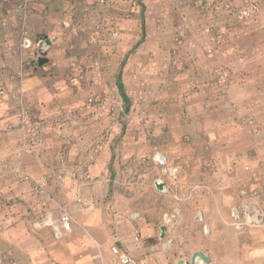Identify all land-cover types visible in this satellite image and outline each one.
Returning <instances> with one entry per match:
<instances>
[{"label": "crops", "instance_id": "crops-1", "mask_svg": "<svg viewBox=\"0 0 264 264\" xmlns=\"http://www.w3.org/2000/svg\"><path fill=\"white\" fill-rule=\"evenodd\" d=\"M64 1H46L51 19H45L49 20V31L52 33L55 32L59 22L63 23L61 19L65 8ZM66 1L73 2L74 8L77 9L88 3V0ZM37 6L39 5L37 4ZM145 18L140 20L141 24L143 20L145 23V30L141 25L142 38L138 43L140 46L146 45L143 44L147 38L146 25H150L149 22H145ZM31 22L32 20H29L27 23L28 33L33 36L39 35V29L35 33ZM14 33L18 32L13 31V35ZM153 33L156 35L155 29H153ZM248 34L247 31L246 36L242 33L241 36L238 34L236 37H229L227 42H230L231 46L236 45L232 49L236 52L226 51L229 53L225 56L226 63H229L233 56H237L239 43L250 40L247 37ZM41 35H49V33L45 30L41 32ZM154 37L157 40L156 43L170 45V37H165L167 39L162 35L158 38ZM193 38L195 37L193 36ZM188 43L189 40L186 41V45ZM206 46L208 44L196 49L195 54L194 52L188 54L189 59L198 57L199 61H196L197 63L193 61L191 64L193 67L199 65L203 74L202 79L198 80L201 82L207 80L210 69L205 53L209 47L206 49ZM131 53H125L122 59L118 69L117 84L118 88L119 84L123 87L126 99L131 104L130 111L133 112V100L128 94L130 80L124 78V72L127 71L126 69L129 72H139V79L135 82L136 89L139 84L141 85L140 74L146 72L144 71L146 66L141 59L143 50H137L134 55ZM61 55L73 57L69 50L65 52V55L63 54L61 44L58 47L56 45L48 55L49 59L50 57L55 58L51 60L47 58L49 62L42 64L38 70L32 71L34 77L27 80V84L30 85L29 92L33 95L34 109L39 112L37 114L41 117H44L43 113L49 114V111L46 110L47 107L44 109L42 106L44 104H41V101L55 100L58 104L67 101L66 105L68 103L76 105L81 102L79 99L85 92V89L78 86L77 83H72L71 92L74 94L67 97L62 93L64 88H61L60 83L44 81V76L46 77L47 72L51 71L52 60L55 61L56 56L60 57ZM129 57H137V59L129 62ZM77 58L74 63L73 60H68L66 67L59 71H69L77 66L81 68V63L77 62ZM82 63L84 64V62ZM85 67L90 66L85 64ZM236 67L246 69L247 64L236 65ZM78 68L76 70H79ZM3 77L0 66V80L7 83L9 80H5ZM195 80L193 77V82ZM260 82L245 87L242 81L244 91H241L242 88H238V86H233L228 97H222L219 100L218 97L221 96L208 83H203L202 87L199 86L197 92L190 81L192 97L187 101L182 99L181 103L178 98L173 96L171 88L164 87V90L161 89L164 92H161L155 90L159 85L155 88L156 83L154 84L155 93L153 92V95L157 101L154 103L156 110L152 113V118H154L156 126L150 131L153 134L162 135L163 138L172 136L173 139L179 141H181L182 135H186L190 140V144L176 145L172 148L182 154L180 157L182 160L178 162L177 160L180 158L173 157L170 159V163L172 166L177 164L175 166L179 169L180 181H183L186 190L185 192L181 190V192L187 193V190H190L185 197L197 201L199 211L203 213L205 222L210 228L209 234H205L201 228L199 235L203 234L205 238L202 236L201 239L204 241L192 253L193 256L198 252L205 253L209 262L204 264H264V229L237 231L232 227L234 219L231 214L232 206L239 199L236 190L241 188L259 191L264 202V82ZM259 88H261V92L256 91ZM121 99L124 103L122 97ZM208 102L212 108L211 112L204 109L205 103ZM1 105L2 103H0V107H2ZM233 105H240V112H236ZM138 107L136 109L142 111V107ZM185 111H191V117L185 116ZM181 114L183 116H180ZM17 115L18 113L16 111L14 113V109L0 113V249L12 251L20 264H120L118 256L112 252L113 247H117L121 253L137 260L138 264H179L184 261L180 258L151 255L153 251H157L159 242L162 240L160 236H157V230L153 225V222L158 221L157 208L153 202L161 193V190L155 186L156 181L151 180L152 178L134 180V209L140 216L137 220L131 219L129 216L127 217L129 212H126L127 208H124L121 196L117 193L118 185H121L122 181L121 169L114 161L119 159L118 155L117 157L113 154L110 155L106 149L94 159H90L92 149L85 148L84 141H81L79 145L75 144L76 139L71 135L72 132L82 135L83 131L75 125L70 134L59 137L61 133L56 132V128H52L51 123L49 126V120L47 123L45 122L44 145L46 148L51 147L49 156L43 155L44 149L42 152L35 149L31 153H26L22 151L26 134L18 126L20 114ZM53 116L54 114L50 112L49 118L51 119ZM125 116L129 118L127 115L123 117ZM133 116L135 120L138 117L136 114ZM244 118L255 120L258 124L255 127H257L250 128L243 124ZM104 126H100L102 130L99 133L104 132ZM118 130L116 129V133ZM124 131L125 127L121 125L120 132L124 133ZM93 132L94 130L90 127L84 135L87 138L92 137ZM108 134L111 139L106 148L115 150V141L112 140L113 129L108 130ZM69 135L74 140L69 142ZM65 139L66 141H64ZM62 151L65 153L68 164H81L80 170L93 177L90 184L81 183L82 187L79 193H75V189V192L71 191L68 194L66 187H63L71 183L73 188H77L79 180L77 182L71 180L66 183V178L63 176L67 169L69 171L70 166L63 163L62 156L59 157ZM57 154L58 156H56ZM160 160L162 159L160 158ZM211 163L218 165L217 172H207L208 165ZM15 169L24 170L26 174L21 173L24 176L33 177L32 182L29 181L28 176L24 177L25 180L28 179V182L17 180L18 178L12 176ZM45 173H48L46 178H44ZM183 176L186 178L183 179ZM78 179L80 178L78 177ZM34 183L39 184L43 190L33 191ZM192 184L194 186H191ZM173 187L171 184L172 190H174ZM77 197H82L86 203L93 204L94 209L91 212L83 211L82 206L76 203ZM173 198L178 200L177 197ZM60 200L62 206L58 202ZM67 202H69L67 205L72 216V232L60 238L56 236L52 227L46 226L45 221L48 218L58 220L63 208L65 209L67 206L63 205ZM147 202L149 203L147 204ZM111 208L116 209L118 214L112 213ZM2 212L3 214H1ZM38 221L40 223L35 225ZM178 230L179 228L169 230L163 224L159 226L163 237L175 235ZM145 248H151L150 254L144 252Z\"/></svg>", "mask_w": 264, "mask_h": 264}, {"label": "rangeland", "instance_id": "rangeland-1", "mask_svg": "<svg viewBox=\"0 0 264 264\" xmlns=\"http://www.w3.org/2000/svg\"><path fill=\"white\" fill-rule=\"evenodd\" d=\"M63 3L65 4L63 17L61 16L63 23H58L55 32L49 31V20L45 19H51L46 2H36L33 9L30 10L29 20H32L31 27H33L35 33L39 29V35H41V32L47 30L49 38L53 39L48 55L59 44L63 46L64 55L67 50L73 54L71 58L62 55L60 57L56 56V60L58 61L52 60L50 65L51 71L47 72L46 77L44 76V81L60 83L61 88H64L62 89V93L67 97H71L74 94L71 92L72 83H77L78 86L85 89L82 98L80 97L79 99L81 102L76 105H70L69 103L66 105L67 101L60 104L56 103L55 100L41 101L40 103L44 104L42 105L44 109L47 107L46 110L49 111V114L42 112L44 117L37 114L39 112L34 109L32 103L33 95L29 92L30 85L27 84V80L34 77L32 76L34 72L31 73V70L27 69L24 73L21 72L22 67H25V65L23 66L24 62L21 55L20 30H18L19 28L13 30L10 24L7 28L2 25L3 22H14L16 26H19L21 17L15 15L17 13L14 10H17L20 2L18 0H0V8H3V10H0V66L2 67L3 78L9 80L7 83L0 80V103H2L0 113L14 109V113L16 111L19 115L22 109H25L31 119L43 120L44 128L40 135L42 144L31 145L27 148L28 150L22 146V151L31 153L35 149L40 152L44 149L43 155L45 157H48L51 152L50 146L49 148L44 146L46 138L45 122L47 123V120H49V126L51 123L52 128H56V132L61 133L59 137L70 134L75 125L84 134L91 127L94 130L92 137L87 138L84 134L76 135L74 132L71 133L76 139L75 144L79 145L81 141H84L85 148L87 149H92L102 138H107L106 146H108V136L109 141L111 139L108 130L113 129L112 140L115 141V150L109 147L106 148L105 146L104 152L108 149L107 151L110 155L119 156V159L114 160L116 165L121 169L120 175L122 176L121 185H118L117 193L121 196L120 199L124 208H127L126 212H129L127 217L129 216L133 219L132 215L138 212L134 209V180L138 178H152L151 180L153 181L162 180L164 187L153 202L157 208L156 216L158 215V221L153 222V225L157 230V236H160L162 240L159 242L157 251H153L151 255L180 258L185 261V264H192L193 251L198 249L201 245L200 243L204 241L201 239L203 234L199 235V233L201 232V228L203 230V225L206 222L198 221L197 216L200 211L197 201L185 197L190 192L189 189L187 193L181 192V190L183 192L186 190L184 189L183 181H180L179 169L175 166L177 164L172 166L170 163L171 158H180L182 156L180 152L172 148L176 145L190 144V140L186 135H182L181 141H179L173 139L172 136H164L163 138L162 135L158 133L153 134L150 131L156 126V123L153 121L154 118H152V113L156 110L154 103L157 101L153 95L154 84L156 83L155 88L159 85L155 90H160L161 92L165 89L164 87L171 88L173 96L178 98L179 103H181L182 99L187 101L192 97L190 81L193 84L192 86H195L197 92L199 91V86L202 87L203 83H208L221 96L218 97L220 98L219 100L222 97L227 98L233 86H238V88H242L241 91H244L242 81L245 87L261 83L260 81L264 82V0H88L85 6L78 9L74 8L73 2L65 0ZM207 8L208 10H206ZM245 9H249L251 15L241 18L240 12ZM145 12L147 13L145 14ZM143 18L150 25H146L147 38L143 42L146 45L140 46L138 43L142 38L141 25L144 23L143 20L141 24L140 20ZM153 29H155L156 35H154ZM210 29H213L215 33L223 37L222 42L214 40ZM13 31H17L18 33H14L13 35ZM247 31L249 32L247 37L250 40L239 43L237 56H233V59L229 63H226L225 56L229 54L226 51L231 50L233 53L235 50L232 49L236 46H231L227 40H229V37H236L238 34L241 36L242 33L246 36ZM160 35L164 36V38L170 37L169 46L156 43L157 40L154 36L158 38ZM31 36L36 39V36ZM188 40L192 44L188 43L189 45H186V41ZM206 44L208 46L205 48L209 47L207 52H205L206 61L210 69L207 74L209 75L207 76V80L201 82L198 80L202 79L203 74L200 71L199 65H194L195 67H193L191 64L193 61L197 63L199 61L198 57L189 59L188 54L191 52L195 54L196 49H199L201 46L204 47ZM240 44L244 45L241 46ZM218 47H220V50H216ZM140 49L144 51L141 59L144 62V66H146L144 70L146 72L140 74L142 77L139 80L141 85L139 84L136 89L135 82L139 79V72H129L128 69L124 72V78L126 77L127 80H130L128 82L130 85L127 84L128 94L133 100L132 107H134L132 109L133 112H126V104L122 102L117 84L119 79L118 69L125 53L132 52L131 55H134ZM221 52H223V55H221ZM100 54L101 56H99ZM48 55L46 56L49 59ZM54 58L50 57L49 60ZM76 58L77 62L81 63V68L77 66L69 71H59L66 67L68 60H73L72 62L74 63ZM136 59L137 57L128 58L129 62ZM143 62H140V64H143ZM85 64H88L90 67L86 68ZM240 64H247L246 69L236 67V65ZM77 68L79 70H76ZM218 69L223 70L229 76V86L226 95H221L215 86L216 70ZM193 77L196 79L195 82H193ZM138 88L140 93L138 92ZM256 91L261 92L262 90L259 88ZM93 95L103 98L107 97V95L113 96L114 100L112 103L114 104V109L108 112H95L97 111L95 108L89 109L87 100ZM42 97L45 98V96ZM20 101L23 102V107ZM138 106L142 107V111L136 109L139 108ZM122 109L124 110V115H127L129 118L123 117ZM204 109L209 112L212 111L209 102L205 103ZM234 110L240 112V105H235ZM50 112L54 114L51 119L49 118ZM191 113V111H185V116L191 117ZM133 114L138 116V120H135ZM180 116H183V114ZM242 122L250 128L255 127L257 124L255 120L247 118H244ZM18 123L19 128H21L20 121ZM101 125H105L103 128L104 132H102L103 136L99 133L102 130L100 128ZM121 125L125 127L124 133L120 132ZM116 129H119L118 133H116ZM74 138L69 135L68 141L70 142ZM87 139L89 140L88 142ZM123 145H125V148H123ZM157 152L163 154L168 162V166L175 168L176 173L174 175L167 173L165 166L156 165L154 156ZM60 156H62L61 159H64L63 163L70 166L69 171L67 169L63 176L66 178V183L71 182V180L77 182L79 179L75 178L71 171L72 168H80L81 164H68L63 151L60 152ZM180 160L182 159L180 158L177 161L179 162ZM208 166L207 172H217V164L211 163ZM21 172L25 173L24 170L15 169L12 176L18 178L17 180L21 179V181L25 182H28V179H24L25 176L30 178L29 181L32 180L33 177L31 178L29 175L24 176ZM44 175V178H46L48 173ZM182 178L184 179L186 176ZM78 183L77 188H73L71 183L63 187H66L68 194L71 191L75 192V189V193H79L82 186L80 180ZM171 184L174 186V190H172ZM191 186L194 185L192 184ZM221 186L224 185L221 184ZM32 190L37 192L43 189L39 184L34 183ZM241 190L251 192L253 189L241 188L236 190L239 199L235 201V205L241 203ZM258 193L260 194L259 191ZM173 197H177L178 200ZM58 202L62 206L61 200ZM262 203L264 205L263 201ZM67 204L69 205V202L63 206ZM68 205L65 209L63 208L62 212L66 211L70 213ZM110 210L112 213L118 214L116 209L113 210L111 208ZM165 214H177L173 225H165ZM39 223L38 221L35 225ZM160 224H163L169 230L179 228L178 233L163 237L159 231ZM203 238L205 237L203 236ZM150 249L145 248L144 252H149L150 254ZM199 253L205 255L203 252ZM204 263L202 261V264Z\"/></svg>", "mask_w": 264, "mask_h": 264}, {"label": "built area", "instance_id": "built-area-1", "mask_svg": "<svg viewBox=\"0 0 264 264\" xmlns=\"http://www.w3.org/2000/svg\"><path fill=\"white\" fill-rule=\"evenodd\" d=\"M20 2L17 10H14L15 13L20 14L23 16V25L20 29V35H21V49H22V60L24 62L22 67V73H24L27 70H29L30 65L32 64V61L36 62L38 64V60L48 54V51L50 49V45L53 42L52 38L48 37H41L38 40L34 39L27 31L26 28V19L28 18V15L30 14V7L32 2L37 0H18ZM253 7V6H252ZM241 18L251 15L249 9L242 10L241 12ZM3 27L7 28L9 23L3 22ZM12 28H14L12 26ZM210 33L213 35L214 40L217 42H222L223 37L213 31V29H210ZM49 39V40H48ZM49 42V43H48ZM51 43V44H50ZM52 47V46H51ZM211 52V51H210ZM177 62V61H175ZM216 82L215 86L220 92L221 95H226L228 91V80L229 76L221 69L216 70ZM114 100L113 96L107 95V97H100V96H91L87 100V106L88 108H95L97 110L96 112H108L112 109H114V104L112 103ZM21 106L23 107V102L20 101ZM122 108V107H121ZM120 108V109H121ZM20 121V127L21 130L25 132L26 139L23 141V148L27 149L31 145H36L38 143L42 144L40 135L42 134V130L44 128V122L40 120H33L28 115L27 111L25 109H22V112L19 116ZM30 138H29V137ZM106 139L102 138L99 140V142L96 144V146L92 149V153L90 154V158L93 159L95 156L100 154L105 146H106ZM160 158L162 160H160ZM64 161V159H62ZM154 161L156 165L165 166L166 172L170 175H174L176 173L175 168L168 166V162L166 158L161 154L160 152H157L154 156ZM72 174L75 178H80L81 183H87L90 184L93 181V177L89 173H85L80 170V168H72ZM155 185H162V180L158 179L155 182ZM82 186V185H81ZM164 187V186H163ZM241 203L238 205H234L231 209V214L234 219L232 223V227L236 229L237 231H247V230H254L258 228H264V205L262 203V197L261 195L256 191L252 190L251 192H248L246 190H241ZM76 203L80 204L83 208V211L85 212H91L94 209L93 204L86 203L83 198L77 197ZM176 213H178L176 211ZM139 213H135L132 215L133 219L139 218ZM177 214H165L164 215V222L165 225H173L175 222ZM198 221L205 222L203 213L198 212ZM46 226H50L54 229L56 236L62 237L65 234H69L72 232V216L69 212H62L58 220H54L52 218H48L45 221ZM203 231L205 234L210 233L209 226L204 223L203 225ZM113 254L118 256L120 264H137L136 260L129 255L123 254L120 252V250L117 247L112 248ZM0 264H20L18 260L15 258L12 251L8 250H0Z\"/></svg>", "mask_w": 264, "mask_h": 264}, {"label": "trees", "instance_id": "trees-1", "mask_svg": "<svg viewBox=\"0 0 264 264\" xmlns=\"http://www.w3.org/2000/svg\"><path fill=\"white\" fill-rule=\"evenodd\" d=\"M0 10H3V8H0ZM15 15H17V16H20L21 17V15H19V14H15ZM9 23V22H8ZM10 24V26L12 25L14 28H13V30L15 29V28H17V26L14 24V22H11V23H9ZM22 24V18H21V21H20V24H19V26ZM145 23H143V29H144V27H145V25H144ZM42 36V35H41ZM40 35H38V36H36V39H38L39 37H41ZM51 65V64H50ZM42 65H39V64H36V62H34V61H32V64L30 65V67H32V68H29V70H31V72L32 71H36V70H38V68L39 67H41ZM119 91L121 92V97L123 98V100H124V103L126 104V107H125V110H126V112H129L130 111V101H128L127 99H126V95H125V93L123 92V87L122 86H120V84H119ZM124 93V94H123ZM96 112V111H95ZM43 121V120H42ZM108 138H109V136H108Z\"/></svg>", "mask_w": 264, "mask_h": 264}, {"label": "water", "instance_id": "water-1", "mask_svg": "<svg viewBox=\"0 0 264 264\" xmlns=\"http://www.w3.org/2000/svg\"><path fill=\"white\" fill-rule=\"evenodd\" d=\"M48 62V59H45V58H42L40 60V64H44V63H47ZM159 190H162L163 189V186L162 185H158L157 186ZM163 230H165V228L163 227ZM196 260H199V261H204L205 263H208V257L205 256L204 254L202 253H196L193 257H192V263H195ZM179 264H184V261H181L179 262Z\"/></svg>", "mask_w": 264, "mask_h": 264}, {"label": "clouds", "instance_id": "clouds-1", "mask_svg": "<svg viewBox=\"0 0 264 264\" xmlns=\"http://www.w3.org/2000/svg\"><path fill=\"white\" fill-rule=\"evenodd\" d=\"M39 1H41V2H46V1H48V0H37V1L33 2V3L31 4L30 10H32L33 7L35 6L36 2H39ZM29 15H30V14H29ZM29 15H28V18L26 19V28H27V22H28L29 19H30V16H29ZM21 18H22V24H21L20 26H17V29L19 28L18 30H20L21 27H22V25H23V16H22V15H21ZM15 29H16V28H15ZM15 29H14V30H15ZM27 31H28V30H27ZM41 37H48V38H49L50 36H49V35H42ZM41 37H39V38H41ZM39 38H38V39H39ZM38 39H36V40H38ZM49 39H50V38H49ZM49 39H48V40H49ZM48 43H49V42H48ZM224 43H225V42H224ZM50 44H51V43H50ZM47 55H48V54H47ZM42 58L47 59V56H44V57H42ZM42 58H40V59L38 60V64H39V65H41L39 62H40V60H41ZM48 62H49V60H48ZM108 142H109V138H108ZM95 146H96V145H95ZM95 146H94V147H95ZM94 147H93V148H94ZM93 148H92V149H93ZM103 152H104V150H103L101 153H103ZM101 153H100V154H101ZM100 154H98V155H100ZM155 186L157 187L158 185H155ZM196 261H199V260H196ZM196 261H195V263H192V264H196ZM184 264H185V262H184ZM199 264H201V263H199Z\"/></svg>", "mask_w": 264, "mask_h": 264}, {"label": "bare ground", "instance_id": "bare-ground-1", "mask_svg": "<svg viewBox=\"0 0 264 264\" xmlns=\"http://www.w3.org/2000/svg\"><path fill=\"white\" fill-rule=\"evenodd\" d=\"M199 263H201V264H202V261H196V264H199Z\"/></svg>", "mask_w": 264, "mask_h": 264}]
</instances>
